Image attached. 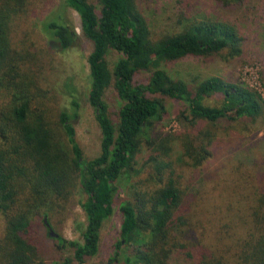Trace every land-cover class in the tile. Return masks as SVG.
Wrapping results in <instances>:
<instances>
[{
  "label": "trees",
  "instance_id": "obj_1",
  "mask_svg": "<svg viewBox=\"0 0 264 264\" xmlns=\"http://www.w3.org/2000/svg\"><path fill=\"white\" fill-rule=\"evenodd\" d=\"M215 1L229 6L242 0ZM31 3L0 0V264H49L38 226L51 235V220L65 215L76 189L84 213L81 239L53 237L58 247L71 250L60 264H86L97 254L102 223L116 203L121 219L113 259L122 258L123 264H171L175 252L185 264H264V170L253 172L238 161L220 173L216 185L203 177L196 186L183 185L172 158L178 139L179 166L198 168L211 156L222 128L264 117L262 95L246 84L210 76L190 86L163 68L186 56L229 60L240 55L239 29L225 20L195 19L154 39L135 0H62L76 11L92 44L87 100L100 143L99 153L88 158L74 126L79 90L62 87L67 106L55 110L56 90L42 81V50L20 26ZM41 30L46 50L68 51L77 38L63 19L45 20ZM109 49L119 54L112 68ZM139 72H147L144 82L135 79ZM110 87L122 101L115 121L105 100ZM211 95L220 103H205ZM166 97L185 104L190 126L154 135ZM144 146L151 148L142 165L151 164L153 172L133 181L126 197L117 199L121 178L143 170L135 165Z\"/></svg>",
  "mask_w": 264,
  "mask_h": 264
},
{
  "label": "rangeland",
  "instance_id": "obj_2",
  "mask_svg": "<svg viewBox=\"0 0 264 264\" xmlns=\"http://www.w3.org/2000/svg\"><path fill=\"white\" fill-rule=\"evenodd\" d=\"M95 1V0H92ZM138 9L145 17L152 38L158 39L164 34L174 33L186 23L195 19H219L233 23L243 36V46L240 55L222 60L218 56H186L178 60L165 62L163 68L173 77L179 78L193 86L210 76H220L228 81L241 82L255 89L262 95L264 102V0H242L241 3L224 6L215 0H135ZM29 15L20 26L24 33H28L37 48L41 51L42 73L45 85L56 90L55 102L51 105L55 110L67 106L62 95V87L66 84L74 86L80 92V107L74 126L76 140L85 157H93L99 153L100 130L94 119L93 110L87 100V89L90 81L87 55L92 44L80 30L79 16L72 8L62 3V0H32ZM57 18L63 19L73 26L77 38L73 48L65 52L46 50V37L41 25L43 21ZM119 54L112 49L106 53L110 68L118 59ZM147 72H139L135 79L145 81ZM110 115L115 121V114L122 101L117 97L113 87L105 93ZM221 98L211 95L205 98V103L219 104ZM166 110L160 120L154 124L153 134L178 133L190 126L184 118L188 110L181 101L166 97L164 100ZM151 147L144 146L138 154L135 168L142 167L138 176L124 175L120 180L119 196L124 199L128 192V185L138 178H145L153 172L151 164H145ZM180 141H173L172 158L175 160L174 168L181 175L183 185H198L203 178L212 179L216 185L223 171H229L232 164L244 162L252 168L253 172L264 170V117L254 121L246 120L242 124L229 126L219 131L212 143L211 156L198 168L179 166ZM157 154V152H155ZM206 190L212 188L211 184L204 186ZM81 194L76 189L71 198L65 215L53 218L51 235L40 224L38 237L42 243V255L49 264H60L65 257L71 255L69 248H60L53 238L60 235L68 240H80V227L84 224V213L80 207ZM118 202V200H117ZM120 213L117 203L112 214L103 221L100 229L98 252L87 259L86 264H123L122 258L113 259L114 243L119 238ZM48 225V224H47ZM3 231V220L0 215V236ZM182 254L175 252L171 264H185Z\"/></svg>",
  "mask_w": 264,
  "mask_h": 264
}]
</instances>
